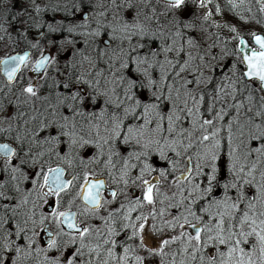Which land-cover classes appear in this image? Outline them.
<instances>
[{
	"label": "snow or ice",
	"instance_id": "snow-or-ice-1",
	"mask_svg": "<svg viewBox=\"0 0 264 264\" xmlns=\"http://www.w3.org/2000/svg\"><path fill=\"white\" fill-rule=\"evenodd\" d=\"M226 4L240 28L215 0H67L37 59L5 18L8 103L45 107L0 104V264H264V0Z\"/></svg>",
	"mask_w": 264,
	"mask_h": 264
},
{
	"label": "trees",
	"instance_id": "trees-1",
	"mask_svg": "<svg viewBox=\"0 0 264 264\" xmlns=\"http://www.w3.org/2000/svg\"><path fill=\"white\" fill-rule=\"evenodd\" d=\"M224 0H220V2L223 4ZM67 0H36V3L39 5L41 11L36 14L33 12L31 0H13L12 3H7V8L5 10H0V24L5 23V18L8 17L10 18V26H9V32L11 34L12 38H15L16 40H20V47L15 49V51H25L29 48L28 41H31L34 43L32 40L33 39H39V42L42 43V45H45V38L42 37L41 33L46 32L47 29L46 27L42 28H37L34 26L35 23H40L46 25L47 23H53L55 24L57 21L61 20L65 13L63 11H53V7L57 4L63 5L66 3ZM252 6H253V0H251ZM28 9V12H31L34 16H36V20L33 21L32 19L29 18L27 13H24L23 15H19L20 13H23L24 8ZM256 8L253 7V11H255ZM245 15H247L245 13ZM13 16H18L16 19H11ZM259 18V16L257 17ZM242 23V22H241ZM240 23V25H241ZM253 22L251 25L246 26L244 30H247V27H252ZM13 27L16 28V32H13ZM261 31V27H259ZM212 31H215L212 29ZM226 32V30H224ZM223 34V33H222ZM67 36L66 33H49L48 34V39H53L57 41L64 40L65 37ZM34 51V56L37 57V50L32 49ZM14 54L13 49L9 52ZM8 54V53H7ZM6 54L0 56L3 58ZM227 62V61H226ZM54 100V99H53ZM45 105H41L38 109L39 111H34V115H38L39 112H43ZM38 112V114H37ZM153 159L158 160L159 162L162 163L164 166V162L160 161L158 157H154ZM145 212H147V209H145Z\"/></svg>",
	"mask_w": 264,
	"mask_h": 264
},
{
	"label": "flooded vegetation",
	"instance_id": "flooded-vegetation-1",
	"mask_svg": "<svg viewBox=\"0 0 264 264\" xmlns=\"http://www.w3.org/2000/svg\"><path fill=\"white\" fill-rule=\"evenodd\" d=\"M215 2L219 3L221 8L224 10V15L221 17L223 20L227 19L229 21H231L235 26H237L239 28V25L241 23V21H239L238 17L236 16L235 13L228 11L227 9V4H226V0L223 1V4L220 2V0H215ZM238 2V0H237ZM253 7L256 8L255 5V0H253ZM7 8V3H0V10H5ZM190 12L193 13H197L199 14L201 10L197 9L195 7V5L191 6V8L189 9ZM218 16H215L214 18H217ZM193 19H196V17H193ZM197 23H199V20H196ZM259 27L264 28V25H259ZM215 30V29H214ZM216 31V30H215ZM13 32H16V28L13 27ZM12 40H16L15 38H12ZM34 43L39 42V39H33L32 40ZM12 41H8L7 45H11ZM12 50V48L10 46H6L5 42L0 41V56L9 53ZM32 53V56H34V51L32 49H29ZM37 52V57H35V59L39 58V52ZM1 58V57H0ZM68 59H70V57L67 55L66 57H64V62L61 64L63 65ZM52 76H56L58 79L60 78L56 72H51ZM0 88H4V92L8 93L7 96L5 97L4 93H0V104H3L7 107V111L9 114H14L16 111H23L28 113L29 116L34 115V111L32 108V102L29 103H23V97L20 98L19 104L20 107L19 109H16L13 105H9V101H17V97L19 96V89L15 88L14 92H8V89L5 88V81L4 79L1 77L0 75ZM55 90L53 89H49V90H42L41 95L42 96H46L49 95L50 92L54 93ZM54 99V96H53ZM44 105V102L42 100H36L35 101V109H37V111H39V107L41 105ZM38 114V112H37ZM3 112H0V119H3ZM25 119H27V117H25ZM13 125L15 126L16 121H12ZM21 124L23 123L22 121L20 122ZM32 125L30 124L29 127H31ZM21 131H23V128H21ZM94 152V149H88L87 153L88 155H91ZM154 163L157 167H163L162 163L159 162L158 160L154 159ZM136 213H133V216H135Z\"/></svg>",
	"mask_w": 264,
	"mask_h": 264
},
{
	"label": "rangeland",
	"instance_id": "rangeland-1",
	"mask_svg": "<svg viewBox=\"0 0 264 264\" xmlns=\"http://www.w3.org/2000/svg\"><path fill=\"white\" fill-rule=\"evenodd\" d=\"M238 2H239V0H238ZM215 19L217 20V22H223V21H224L220 16H218V17L215 18ZM241 25H242V23H241ZM241 25H239V28L241 27ZM251 29H252V30H255V31H260V29H259V25H258V24H255V22H253V26L251 27ZM56 41H57V39H56ZM40 44H41L42 47H46V46L42 45V43H40ZM45 45H46V43H45ZM66 56H67V54L65 53V54L61 57V59H60V64H62V63L64 62V57H66Z\"/></svg>",
	"mask_w": 264,
	"mask_h": 264
},
{
	"label": "water",
	"instance_id": "water-1",
	"mask_svg": "<svg viewBox=\"0 0 264 264\" xmlns=\"http://www.w3.org/2000/svg\"><path fill=\"white\" fill-rule=\"evenodd\" d=\"M25 51H30V50H25ZM1 77L4 79V77L1 75ZM4 81H5V79H4Z\"/></svg>",
	"mask_w": 264,
	"mask_h": 264
}]
</instances>
